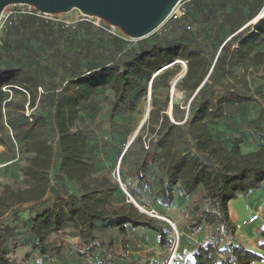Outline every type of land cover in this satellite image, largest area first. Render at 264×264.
<instances>
[{"label": "trees", "instance_id": "obj_1", "mask_svg": "<svg viewBox=\"0 0 264 264\" xmlns=\"http://www.w3.org/2000/svg\"><path fill=\"white\" fill-rule=\"evenodd\" d=\"M263 4L185 0L182 16L142 39L101 25L98 38L80 37L95 21L65 25L52 18L58 13L12 11L0 43V144L24 160L20 169L27 185L0 187V264H15L10 255L18 247L27 249L34 264H165L150 254L123 253L136 237L148 244V236L162 252L177 238L170 264L264 262V226L258 249H250L229 216L231 200L264 184V100L244 129L219 125L226 107L260 102L247 91L248 77L232 69H243L264 41V17L239 52L228 54L232 37L224 40L251 22ZM68 39L79 40L83 53L70 51ZM177 60L185 73L174 83L188 106L172 102V118L166 112L169 98L161 106L156 94L159 81L169 88L179 73ZM261 78L255 92L264 95V72ZM103 87L112 91L106 113L111 136L115 118L137 110L140 98L150 94L143 128L149 135L136 134L118 160L125 167L119 177L127 195L109 174L94 172L90 140L96 135L77 125L81 107H91ZM66 181L76 182L77 189L68 192ZM176 197L186 201L183 225L157 208L171 207ZM25 206L35 214L13 224ZM261 217L264 222V203ZM60 233L67 238H57Z\"/></svg>", "mask_w": 264, "mask_h": 264}, {"label": "rangeland", "instance_id": "obj_2", "mask_svg": "<svg viewBox=\"0 0 264 264\" xmlns=\"http://www.w3.org/2000/svg\"><path fill=\"white\" fill-rule=\"evenodd\" d=\"M182 3H185V0H181ZM180 2V3H181ZM12 6H8L5 8L0 16V43L2 39V34L3 31L5 30V26L7 24V21L9 20V14ZM84 17V18H82ZM55 20L63 21L65 25L68 24H76L77 22H82V21H95V24H91L92 26L87 27L84 26L81 30L80 37H83V35H87L88 37H92L93 35L97 36V38L100 35L99 31V26H104L107 27L108 30L111 31V33H118L116 30L117 27H111L108 23V25L104 24L102 21H105L104 19H100L101 23L99 21L96 22V17L95 16H81V14L76 10H70L67 11V13H58L57 15H54L52 17ZM86 18V19H85ZM168 21H165L162 23L160 26L157 27L156 31H163L166 27ZM88 23V22H87ZM84 24V23H83ZM82 24V25H83ZM109 26V27H108ZM98 27V28H97ZM155 32V31H154ZM85 33V34H83ZM95 36V37H96ZM73 47H70V51L74 52L75 54L79 55L83 53V50L81 48V45L78 41H73L71 42L70 39H68V43ZM179 73L173 77V79L170 81V86L169 88L164 87L161 85V81L158 82V89H157V102L158 105L160 104L161 106L165 105V98H169V104L166 106V112H173L172 108V102H176L180 105H184L186 108L188 106V102L185 100V94L175 86V83L173 87H171V83L173 81H177L180 77L183 76L184 74V69H185V64L179 63ZM262 78L259 76H250L248 77V84L250 85V89L247 90L249 94L252 96L256 97L258 101L260 102H247V103H242L241 105L237 104L236 107L228 108L226 107L223 110V115L225 117L223 120H221L219 125L223 128H226L227 130H233L234 125L233 124H240L241 129H244V124L249 120V118H252L255 116V111L257 105H259L263 100H264V95H260L256 93V88L261 82ZM112 98V91L108 88H99L93 96V99L90 104H92L91 107H89V104H85V106L81 107V111L79 113V122L77 125L83 127L84 129L89 128L93 129L95 133V137L90 140V148L91 152L93 153V158H94V172L95 173H102L105 172L109 174V176L112 178V181L119 185L120 190L127 195V191L125 190L124 185H120L117 177H116V171L118 170L120 177L123 178V165L120 164L118 161L120 158V154L125 152L127 150V146L130 144V141L135 137L136 134L138 133H143L144 137L149 135V132L144 130V125H146V119H147V110L150 108V94L147 93L146 95L142 96L140 98V107L137 110L132 111L127 115L126 117H120V118H115L116 121V126L115 131L112 132V136L107 133L106 128H107V118H106V113L109 107V101ZM30 109L26 108V113H29ZM173 118V116H172ZM119 126V129H118ZM38 133L41 135L44 134V129H40ZM123 143H126L125 145ZM135 147V146H134ZM249 148H252V145L249 144L248 146L245 147V151H247ZM22 162V163H21ZM16 165V169H20V164L24 163V160L20 158L18 155L16 160L14 161ZM21 171V169L19 170ZM7 172L5 175L6 179H3L5 182L10 183L16 187H19L21 189H24L27 185L26 180L21 173H18V176H13L11 175V171H5ZM11 176V177H10ZM128 200H131L129 196ZM240 196L239 199H244L245 198V203L248 204L247 209H241L239 207V204L236 203H231V211L233 214L234 222L238 223L240 222L243 218L244 219H249L250 217L254 216L256 217L250 224L241 226L239 228L238 235L241 233H244V238H242V242L244 246L248 248H253V249H258L256 246L259 242V239L256 240L254 236L251 235V231H256L255 229L259 225V223H262L263 219H261L262 216V205L264 201V184L262 185L261 189L258 190H253L251 191L248 195H246L244 198H241ZM186 201L181 200L180 197H176V200L174 201L173 205L169 208H166L164 206H158L157 208L163 211L167 216L171 218L172 223H178L180 225H183L185 223V218L182 215V209L185 206L184 204ZM235 204V205H234ZM140 206V205H139ZM23 208V207H22ZM21 208V209H22ZM142 209L144 207L141 206ZM145 210V209H144ZM149 211V210H146ZM160 217V216H159ZM165 217V216H162ZM161 217V218H162ZM166 218V217H165ZM168 219V218H167ZM256 220H258L256 222ZM238 230V228H237ZM141 232V231H140ZM57 238H63L66 239L65 233H60ZM130 238V237H129ZM138 240V241H137ZM149 240L148 244H146V241L143 237H136L135 239H132L131 243H128L129 246L127 247L126 250L123 253L130 252V254L135 253V255H138L143 258H147L148 255L150 254L154 258H163L164 261L162 263L167 264V262L172 258L174 252H175V245L177 244V238H175V245L174 247L169 248L167 251H161L159 247L156 245V243L153 241L152 236H148L147 241ZM240 240V239H239ZM76 241V240H74ZM144 242L145 244H142ZM186 241L183 240V243ZM121 247L118 245L116 251L118 253L122 252L120 249ZM174 248V249H173ZM27 249L26 248H18L15 250V252L10 255L11 260L14 261L15 264H34V258L33 256L27 257L26 253ZM127 254V253H126ZM253 264H264V262L259 261V262H254Z\"/></svg>", "mask_w": 264, "mask_h": 264}, {"label": "water", "instance_id": "obj_3", "mask_svg": "<svg viewBox=\"0 0 264 264\" xmlns=\"http://www.w3.org/2000/svg\"><path fill=\"white\" fill-rule=\"evenodd\" d=\"M179 1L180 0H0V16L5 8L17 4L31 5L37 11L49 15H53V13H67V11L76 9L81 15L95 16L96 18L104 19L111 27H117L131 39H142V37L156 31L157 27L168 19L171 10ZM174 82L175 81H173L171 87H173ZM168 115L171 116V112H168ZM130 201H133V203L138 206L133 199ZM138 207L142 210L140 206ZM161 219L165 218L162 217ZM170 262L171 259L167 264H170Z\"/></svg>", "mask_w": 264, "mask_h": 264}, {"label": "crops", "instance_id": "obj_4", "mask_svg": "<svg viewBox=\"0 0 264 264\" xmlns=\"http://www.w3.org/2000/svg\"><path fill=\"white\" fill-rule=\"evenodd\" d=\"M241 1L243 3L244 2L245 3H251L255 7H259V5L262 3L263 0H241ZM254 23L255 22H252V21L251 22L246 21L245 24L242 25V27H240L234 31H231L230 33H228L226 35L224 41H229V39L232 37V42L230 43V45H228L229 46V53L228 54H231V53L235 54L238 51L240 43L243 39H245L246 37H249L251 35H255L257 33L258 27L254 26ZM240 31H242V32H240ZM249 55L250 56L247 60L246 66L243 69H239V68H233L232 69L235 76H244V77L259 76V77H261V75L264 72V41L260 45L256 46L253 49V51H251V53ZM44 92L46 93L49 91H44ZM11 95H12V92L9 94L8 97H10ZM43 98H45V97H43ZM13 99H16V98L14 97ZM17 156H18V154L8 151L6 149V147H4L3 145L0 144V187L4 183H7L3 180V179H6L5 175L7 172H5V171H8V170L11 171L12 177L14 175L18 176L19 172L21 173V171H19L20 169H18V168L16 169V165L14 163ZM64 183H65V186H67L68 192H71V189L74 191L77 189V188L72 186V185H77V183L74 181H72V182L66 181ZM239 198L240 197H237V198H235V200H231L229 202L230 203L229 204V216L233 221H235V220L233 218V214L231 211V205H232L231 203H234L236 201V203L239 204V207H241L242 210L248 208V204L245 203V198L244 197H241L244 199H239ZM26 207L27 206L23 207L22 209H20L17 212V214L14 216L13 224L19 223L22 221V219L28 217L29 215L35 214V212H36L35 209H27ZM261 219H262V217H261ZM257 221L258 220H256V222ZM263 226H264V222L262 221V223H259V225L255 229L256 231H253V232L251 231V235L254 236L255 238H257L256 240L260 239V230L263 228ZM237 231H239V229ZM244 235H246L245 232L238 235V238L240 239L241 242H242V238H244ZM142 244H144V242ZM18 248H25V247H18ZM18 248H16L15 250H17Z\"/></svg>", "mask_w": 264, "mask_h": 264}, {"label": "built area", "instance_id": "obj_5", "mask_svg": "<svg viewBox=\"0 0 264 264\" xmlns=\"http://www.w3.org/2000/svg\"><path fill=\"white\" fill-rule=\"evenodd\" d=\"M181 0L176 4V6L171 10V14L170 16L168 17V19H176L180 16H182L184 13V8H183V3L181 2ZM12 6L11 10H10V13L12 11H19V12H26V13H30V14H33V13H38L40 11H37L33 6L31 5H27V4H23V5H20V4H17V5H10ZM42 13V12H41ZM45 14V13H43ZM81 16H85V15H81ZM264 17V4L262 5V7L260 8L259 10V13L251 20L252 22H257L260 18ZM167 19V20H168ZM177 62L179 63H182L184 64L183 61L181 60H177ZM116 177H117V180L119 182L120 185H122V182H121V178L119 177V172L118 170L116 171ZM256 217L252 216L250 217L249 219H243L241 220L240 222L237 223V228L239 229L241 226H244V225H247L249 224L252 220H254ZM174 249V248H173ZM175 250V249H174Z\"/></svg>", "mask_w": 264, "mask_h": 264}]
</instances>
